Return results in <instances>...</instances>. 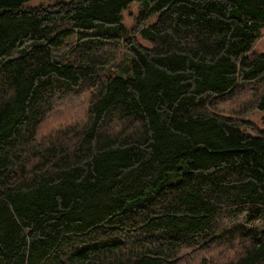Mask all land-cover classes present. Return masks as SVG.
<instances>
[{
  "label": "trees",
  "instance_id": "trees-1",
  "mask_svg": "<svg viewBox=\"0 0 264 264\" xmlns=\"http://www.w3.org/2000/svg\"><path fill=\"white\" fill-rule=\"evenodd\" d=\"M28 1L0 0V264H264V0Z\"/></svg>",
  "mask_w": 264,
  "mask_h": 264
},
{
  "label": "rangeland",
  "instance_id": "rangeland-1",
  "mask_svg": "<svg viewBox=\"0 0 264 264\" xmlns=\"http://www.w3.org/2000/svg\"><path fill=\"white\" fill-rule=\"evenodd\" d=\"M71 0H30L28 2L25 3L26 6L29 7H38V6H47V5H55L58 2H69ZM140 12V4L137 1H133L129 4V6L123 10L122 12V22L123 24L127 27V29H131L136 21L137 16L139 15ZM156 20V16H153L149 22H154ZM139 41L144 44L145 46H151V43L143 38L142 36L138 35ZM253 52L256 53H264V32L262 37L258 40V42L256 43ZM122 60L123 63H125L127 61V58L125 55L122 56ZM130 62L125 63V65L118 71V75L119 76H123L126 77L130 74V69L128 71H126L125 69H128V67L130 66ZM239 96V95H238ZM70 99V98H69ZM232 102L231 101H226L224 103V105H228V106H234L231 105ZM55 109L53 110H58L59 109V105H54ZM53 114H59V112H54ZM55 115V116H56ZM80 116V115H77ZM76 117V116H73ZM246 119H249L250 121L254 122L259 128L264 129V109H254L252 110L249 114H247V116L245 117Z\"/></svg>",
  "mask_w": 264,
  "mask_h": 264
}]
</instances>
